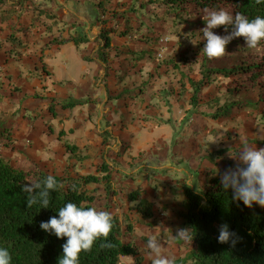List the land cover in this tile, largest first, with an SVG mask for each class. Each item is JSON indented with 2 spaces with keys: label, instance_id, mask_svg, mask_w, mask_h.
Here are the masks:
<instances>
[{
  "label": "rangeland",
  "instance_id": "374dc122",
  "mask_svg": "<svg viewBox=\"0 0 264 264\" xmlns=\"http://www.w3.org/2000/svg\"><path fill=\"white\" fill-rule=\"evenodd\" d=\"M90 1L97 0H56L57 4L54 0L30 2L28 13L33 11V17L28 14L26 20L27 25L32 23L28 28L35 40L32 42L38 45L32 48V52H19L18 55L9 51L3 53L6 41L5 36L0 35V126H5L11 119L8 110L16 107L18 110L12 113L10 122L19 127L21 122L17 116L24 111L29 115L27 120L36 123L38 134L47 127V136L54 139L52 146L55 145V149L62 146V150H55V159L60 160L54 166L33 167L31 159L22 158L30 168L24 172L33 170L63 179L87 175L101 177L96 171L97 166L106 160L113 163L118 169L113 171L120 174L119 180L114 181L115 185H111L114 196L107 198L103 185H97L94 189L97 210L108 211L118 219L123 244L150 251L144 240L155 235L164 245L165 254L174 256L175 260L181 259L189 250L187 244H177L179 237L176 235L180 229L184 189L204 191L209 175L221 179L229 166H236L238 155L245 146L264 148L259 144L264 141V104H256L258 87H253L246 77L215 75L210 84L202 86L198 106L192 108L189 104L192 91L187 80H201L202 63L212 69L251 64L264 53V46L252 49L246 46L243 37H237L226 46V54L222 58L209 59L202 50L206 40L200 30L206 27L203 17L210 10L185 4L180 13L168 16L165 13L167 9L158 3L159 0H112L110 6L105 5L100 16L108 21V27L119 32L126 29L128 35L111 36L107 68L93 61H82V57L93 58L94 53L89 47L87 50L65 48L52 56H45L43 52L49 46L46 42L50 38L61 37L62 33L69 34L66 32L68 29L75 28L79 33L86 30L90 38L99 34V29H93L94 24L89 21L93 19L88 6ZM225 10L231 14L229 9ZM24 11L26 13L27 10ZM69 11L83 21L72 18ZM39 31L45 33L39 37ZM213 32L221 36L230 33L220 27ZM39 38L42 39L39 41ZM77 60L81 62L75 63ZM22 62L24 64L18 66ZM167 62L169 66L164 65ZM72 63L70 84L63 79L54 81L57 74L64 75L62 67L70 68ZM81 66L85 68L84 72L80 71ZM87 71L88 79H83L81 75ZM230 88L235 93L229 98ZM228 98L230 102L249 101L256 105L234 110L226 120L212 119L210 116L227 103ZM60 103L76 105L63 108ZM214 103H218V107ZM5 111L9 113L4 118ZM111 126L114 127L112 131H103ZM119 130L127 136L126 141L115 137L114 132ZM65 144L75 149H66ZM224 148L229 155L222 156ZM167 151L169 154L165 156L169 157L162 165V156ZM64 153L69 155V159H65ZM140 153L141 158L138 157ZM149 153H153L152 158L146 159ZM1 155L10 164L16 158L14 155L10 158L6 149L1 150ZM172 155L180 162L173 161ZM223 158H226L224 162L221 161ZM137 159L141 162L139 168L135 163ZM215 160L220 162L218 167L223 172L213 169L210 161ZM208 161L209 167H205ZM191 162L197 163L199 170L203 171H193ZM14 163V168L18 169L17 161ZM157 164L165 166V169H155ZM113 177L117 178V175L112 176L111 183ZM131 178L134 179L132 184ZM144 184H148V189H143ZM135 190L141 194L144 192L143 196L148 190L157 196L166 194L168 198V194H174L173 213L155 211L154 221L148 219L137 223L130 209L136 203L127 201L129 191ZM147 194L151 195V192ZM159 205L167 210L171 203ZM151 221L156 223L155 228L149 227ZM160 221L171 229L166 230L163 226L158 229ZM133 261L128 257L121 259L124 264H133ZM142 264H152L150 252L143 256Z\"/></svg>",
  "mask_w": 264,
  "mask_h": 264
},
{
  "label": "trees",
  "instance_id": "16d2710c",
  "mask_svg": "<svg viewBox=\"0 0 264 264\" xmlns=\"http://www.w3.org/2000/svg\"><path fill=\"white\" fill-rule=\"evenodd\" d=\"M10 1L0 0V8L9 6ZM28 1L31 0H16L13 7L17 8ZM111 2L112 0H98L95 4L99 14L97 22L101 25L96 39L98 49L94 52L93 58L82 57L83 61H94L104 68L108 67V51L112 48L111 36L128 35L126 29L119 32L114 27H108V21H104L100 16L105 5L110 6ZM158 3L165 6L167 9L165 13H168V16L180 13L185 4H191L201 10L229 9L232 15L241 13L249 20L256 16L264 17V0L260 3L256 0H159ZM10 11L12 9L8 10ZM220 29L225 31L224 26H220ZM231 31L232 27L228 26L227 32ZM18 32L25 38L28 28L19 29ZM7 40L12 51L27 49V45L14 35H10ZM88 43L87 35L80 32L76 33V36L53 38L48 45L56 47L70 45L79 48ZM258 46H264V40ZM19 51H16L15 55H18ZM164 65L169 66V63ZM173 67L177 69V66ZM200 73V81L187 80L192 91L189 99L192 108L198 106L202 86L210 84L215 75L223 78L246 77L253 87H258L257 106L264 104V53L251 64L245 63L230 69H212L202 63ZM228 93L230 98L235 92L230 88ZM229 98L227 103L210 116L212 119L226 120L232 116L234 110L248 109L256 105L249 101L230 102ZM74 105L76 104L60 103L63 108H72ZM214 105L218 107V103ZM259 144L264 145V141ZM11 147L10 131L5 126H0V248L9 251L11 264H58L59 258L63 255L62 245L66 243L67 237L58 238L54 233L41 229V222H47L52 216L59 218V209L68 202L75 203L78 207H96L94 189L97 185H103L107 198L114 196L111 190L113 171L106 162H102L97 166V172L101 177L87 175L63 179L52 175L57 181V187L49 192L48 208H43L39 197L38 202L29 207L27 204L29 193L24 192L23 187L37 183L43 186L48 174L15 169L1 155L2 149L9 150ZM65 147L72 151L75 149L68 148V145ZM209 176L204 191L184 189L183 212L179 215L180 229H189L191 239L179 238L177 241L178 245L187 244L189 250L183 258L175 260V264H264V208L255 203L251 208L245 206L242 201L233 199L231 189L227 191L223 189L219 177H211V174ZM89 186L94 188L88 189ZM127 201L136 203L130 209L137 218V223L153 220L152 206L139 191H131L127 195ZM112 217L113 227L107 239L101 237L90 251L81 252L78 264H124L121 263V259L127 257L134 260L133 264H142L143 256L150 251L139 249L135 245L123 244L120 223L115 216ZM153 221L149 222V227H153ZM223 224H227L229 231L233 233L228 243L218 242L219 229ZM144 242L147 245L148 240Z\"/></svg>",
  "mask_w": 264,
  "mask_h": 264
},
{
  "label": "clouds",
  "instance_id": "9594fccd",
  "mask_svg": "<svg viewBox=\"0 0 264 264\" xmlns=\"http://www.w3.org/2000/svg\"><path fill=\"white\" fill-rule=\"evenodd\" d=\"M203 19L206 27L200 31L206 43L202 50L209 59L222 58L226 54V46L234 38L243 37L246 46L252 49L264 40V17L256 16L249 20L241 13L232 15L220 9L208 11ZM220 26H224L226 32L231 26L232 31L224 36L217 35L213 29ZM220 183L225 191L231 189L233 199L242 201L245 206L251 208L255 203L264 208V148L245 146L238 155L236 166L223 173ZM56 187V179L48 175L43 186L39 183L25 185L22 190L29 193V207L36 204L39 197L43 208H48L49 192ZM58 217L52 216L40 224L41 229L54 233L58 238L67 237L58 264H78L81 252L90 251L99 238L107 239L113 227L110 212L96 207H78L72 202L59 209ZM176 235L180 239H191L189 229H179ZM232 235L228 225L223 224L219 229L218 242L228 243ZM147 247L152 255V264H175V257L165 254L164 245L155 235L148 238ZM11 259L9 251L0 248V264H11Z\"/></svg>",
  "mask_w": 264,
  "mask_h": 264
},
{
  "label": "crops",
  "instance_id": "0c3cea01",
  "mask_svg": "<svg viewBox=\"0 0 264 264\" xmlns=\"http://www.w3.org/2000/svg\"><path fill=\"white\" fill-rule=\"evenodd\" d=\"M33 0H31V1H28L27 3H25V4H23V5H21V6H17V8H15V7H13V5L15 4V2H16V0H11L10 1V3H9V6H7V7H2V8H0V35H2V36H5V43L3 44V46L5 47V49L3 50V53H5V51H9L10 53H12V54H16L15 52L17 51H19V50H17V49H14V51H12V47H11V45H10V43H9V41L7 40L8 38H9V36L10 35H14L15 37H17V38H20L23 42H24V44H26L27 45V49L26 50H24V51H19V52H27V53H29V51H31L32 52V48H34V46L35 47H38V45H34V43L32 42V41H35L33 38H32V36L30 35V31H29V29H28V32L26 33V37L25 38H23V35L21 34V33H19L18 32V30L19 29H26V28H29V26H31V22L29 23V25H27V23H28V20H26V18H27V16H28V14H30V15H32V17H33V11H31L30 13H28V11H29V9L31 8V5H30V2H32ZM98 1V0H97ZM97 1H90V4H88V6L91 8V14H93V16H92V18L93 19H89V21H92L93 22V24H94V26L92 27L93 29H99V31H100V28H101V25L97 22V19H98V17H99V14L97 13V9L95 8V4L97 3ZM54 2H55V4H57L56 3V0H54ZM28 7H29V9H28ZM9 9H12V11H10V12H8V10ZM14 9V10H13ZM24 10H27L26 11V13H25V11ZM66 10V9H65ZM16 11V12H15ZM15 12V13H14ZM22 12H24V15L23 16H21V14H22ZM72 15H71V17L72 18H78L79 20H81V21H83V18H81V17H77L76 16V14L75 13H73L72 11H69ZM39 14H42V13H39ZM96 14V15H95ZM70 16V15H69ZM89 17V16H88ZM90 18V17H89ZM94 21H96V23L94 22ZM24 22V24H22ZM86 22V21H85ZM96 24V25H95ZM27 25V26H26ZM88 26V25H87ZM90 27V26H89ZM89 27L87 28V29H89ZM31 29V28H30ZM73 29V30H72ZM72 29H68L66 32H69V34H67V33H62V37H68V36H76V33L78 34L79 32L78 31H76L75 30V28H72ZM34 31V30H33ZM36 31H38V30H36ZM56 31V30H55ZM44 32V31H43ZM43 32H38V35H39V37L40 36H42V34H43ZM76 32V33H75ZM45 33V32H44ZM86 32V30H85V35H87V38L89 39V43L88 44H86V45H83V46H80L79 48H85V50H87L88 49V47H89V50L91 49V52H95L97 49H98V45H97V43H96V39H97V36H93L92 38H90V36H88L89 34ZM37 35V36H38ZM29 37H31V39L29 38ZM42 39V38H41ZM40 38L38 39L39 41L41 40ZM51 39H53V38H50V40ZM49 40V41H50ZM46 41H48V40H46ZM48 41V42H49ZM48 42H46V43H48ZM90 44H93V46H90ZM95 45V46H94ZM39 47H41V46H39ZM92 47H94V48H92ZM29 48V49H28ZM65 48H67V49H71V48H73V49H78L79 50V48H75V47H73V46H70V45H67V46H63V47H56V46H48L47 48H46V50L43 52V54L45 55V56H48V55H53V53L54 52H59L61 49H65ZM37 49V48H36ZM55 49V50H54ZM34 52H36L35 50H33ZM38 51V50H37ZM42 52V50H40V53ZM81 52V51H80ZM26 53V54H27ZM30 57V56H29ZM7 59V58H6ZM82 59V58H81ZM80 61V60H79ZM79 61L77 60V61H75V63H79ZM83 61V60H82ZM12 61H11V58H10V61H9V63H11ZM81 62V61H80ZM94 62V61H93ZM60 63V62H59ZM85 63H87V62H85ZM96 63V62H95ZM22 64H24V62H22L21 64H19L18 66H21ZM62 65V64H61ZM72 67H73V63L71 64V67L69 68V67H62V70H63V74L64 75H62V76H58V74H57V76H55L54 77V81H58L59 79H63V80H65V81H67V83L68 84H70V80H72V71H71V69H72ZM82 67V66H81ZM71 71V72H70ZM80 71H82V72H84L85 71V68L84 67H82V70H80ZM86 73V74H85ZM84 74H82L81 76H84V78L83 79H88L87 78V75H88V71L87 72H85ZM16 110H18V108H16L15 107V109H9L8 111H10L11 112V119L13 118V114L12 113H15V111ZM28 112V111H27ZM9 112H7V111H5V112H3V116H4V118L7 116V114H8ZM18 115V114H17ZM16 115V116H17ZM180 116V115H179ZM18 118H20L19 119V122H21V123H19V127L18 126H16L15 124H14V122H10L11 121V119L9 118L7 121V123H5V126H7V127H9L10 129H11V133H10V135H11V138H12V147H11V149H9L8 150V152H9V155H10V158L11 157H13V155L14 156H16V158L15 159H13L12 161H11V165L13 166V167H15V163H14V161H17V167H18V169L19 170H24V169H27V170H29L30 168H29V166H27L23 161H22V158H27V159H31L32 161H31V164H33V167H43L44 165H51V166H54L55 164H57V163H59V158H58V161L55 159V150H57L58 149V151L61 149V145H60V147L59 148H54V146H52V144H55L54 143V139L52 138V136L50 137V136H47L48 135V133H47V127L45 128V130H43L44 132H40L39 134L37 133V126H36V123L35 124H32V122L33 121H31V120H27V118L29 117V115L26 113V112H24V111H22V114L21 115H19V116H17ZM102 120V118H101V114H99V118H98V121L100 122ZM179 122H181V121H179ZM101 123V122H100ZM12 124H14V125H12ZM46 124H47V122H46ZM4 126V125H3ZM99 126H100V124H99ZM112 129H114V127L113 126H111V127H107V128H104V130L103 131H112ZM209 133H210V131H209ZM114 135H115V137L117 138V137H122L125 141H126V135H124V134H122V132L119 130V132L117 131V132H114ZM210 139H212V137L210 136L209 137ZM42 139V140H41ZM61 140V142H62V139H60ZM180 142V141H179ZM65 145H68V144H65ZM64 145V146H65ZM127 145H128V143H127ZM175 149H177V147L175 148ZM175 149L174 150H172V152H173V154L175 153ZM179 149V148H178ZM225 149H227V148H224L223 150H225ZM62 150V149H61ZM59 153H61V152H59ZM153 154V153H152ZM152 154H148V156L146 157V159H149V158H152ZM169 153H168V151L162 156L163 158V160H162V162H163V164L162 165H165L166 163H165V161L168 159V157L169 156H165V155H168ZM62 155H63V153H62ZM226 155H229V153L228 152H226V153H224L222 156H226ZM140 156V158H141V156H142V154L140 153L139 155H138V157ZM64 157H65V159H69V155H67V154H65L64 153ZM182 157V156H181ZM172 160L173 161H175L176 163L177 162H180L179 160H177L175 157H173V155H172ZM10 160V159H9ZM155 160V159H154ZM226 160V158L224 159L223 158V160H221V161H225ZM158 161H160V160H158ZM22 162H23V164L25 165L24 167H23V165H22ZM150 162V161H149ZM211 163H212V167H213V169L214 170H216V168H218V172L221 170V169H219V165L218 164H220V162H218V161H210ZM135 163L136 164H139L138 165V168H139V166H140V164H141V162L140 161H138V159L137 160H135ZM222 163V162H221ZM106 164H108V166H110V168L112 169V171L113 170H115V171H118V169L117 168H114V164L113 163H109L108 162V160H106ZM135 164V165H136ZM152 164V163H151ZM225 164V163H224ZM190 165L191 166H193V171H203V170H199V166H198V164L197 163H195V162H191L190 163ZM226 165V164H225ZM26 166H27V168H26ZM227 166V165H226ZM155 167V169H158V168H160V169H165V166H161V165H159V164H157V165H155L154 166ZM205 167H209V161L207 162V164H206V166ZM230 167H233L232 165L231 166H229V168ZM226 170V169H225ZM224 170V171H225ZM96 171H97V168H96ZM115 171H113V173H112V175L113 176H116L117 175V178L115 177H113V183H111V185H115V183H114V181H118L119 180V176H120V174H118V173H116ZM120 171V170H119ZM222 172H223V169L221 170ZM122 172V171H121ZM136 175V174H135ZM135 175H133V178L135 177ZM97 177V176H96ZM192 178V177H191ZM190 178V179H191ZM132 180H134V179H132L131 178V184H132ZM112 182V181H111ZM128 184H130V182H128ZM129 189H131V188H129ZM143 189H148V184H144V188ZM133 190V189H132ZM149 192H151V195H149V194H147V193H149V192H147L144 196H143V198L146 200V201H148L150 204H151V206H152V212L153 213H155V211H157V212H163L164 214H171V213H173V208H175V203L173 204V202H172V198H174V194H168L170 197L168 198L167 197V195L166 194H160L159 196H157V195H155V193H153L151 190H148ZM129 193H130V191H129ZM142 194H144V192L142 193ZM160 197H161V199H160ZM165 197H166V200H164L165 199ZM157 199H160L159 201H157L156 203L154 202V200H157ZM162 204V205H165V204H169V203H171V205L168 207V209L167 210H165L164 208H162L159 204ZM164 207V206H163ZM183 211V210H182ZM181 211V212H182ZM180 212V213H181ZM155 219V216L153 215V220ZM163 224V221H160L159 222V226H158V229H161V227L163 226L162 225ZM155 225H156V223L153 225V228H155ZM166 230L167 229H171V226H167V225H165V226H163Z\"/></svg>",
  "mask_w": 264,
  "mask_h": 264
}]
</instances>
